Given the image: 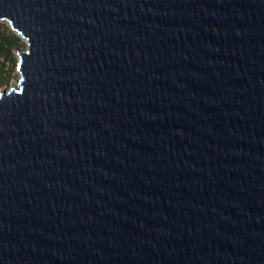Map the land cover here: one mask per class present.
<instances>
[{"label": "water", "instance_id": "water-1", "mask_svg": "<svg viewBox=\"0 0 264 264\" xmlns=\"http://www.w3.org/2000/svg\"><path fill=\"white\" fill-rule=\"evenodd\" d=\"M0 264H264V0H0Z\"/></svg>", "mask_w": 264, "mask_h": 264}, {"label": "rangeland", "instance_id": "rangeland-1", "mask_svg": "<svg viewBox=\"0 0 264 264\" xmlns=\"http://www.w3.org/2000/svg\"><path fill=\"white\" fill-rule=\"evenodd\" d=\"M12 36L17 40V43L14 42ZM0 42L5 43L2 51H0V68L3 72L0 92H2L15 85L19 79V72L16 70L17 50H24L26 42L19 38L5 21H0Z\"/></svg>", "mask_w": 264, "mask_h": 264}, {"label": "trees", "instance_id": "trees-1", "mask_svg": "<svg viewBox=\"0 0 264 264\" xmlns=\"http://www.w3.org/2000/svg\"><path fill=\"white\" fill-rule=\"evenodd\" d=\"M12 39L14 40L15 43H17V40L13 36H12ZM4 44L5 43L0 42V51H2ZM2 74H3V72H2V70L0 68V85L3 83Z\"/></svg>", "mask_w": 264, "mask_h": 264}]
</instances>
